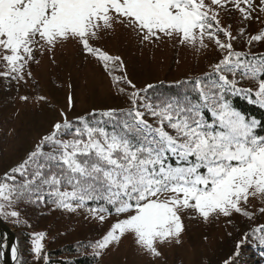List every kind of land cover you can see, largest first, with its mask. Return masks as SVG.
<instances>
[{"label":"snow or ice","instance_id":"1","mask_svg":"<svg viewBox=\"0 0 264 264\" xmlns=\"http://www.w3.org/2000/svg\"><path fill=\"white\" fill-rule=\"evenodd\" d=\"M232 9L243 21L259 20L264 0H0V61L5 69L0 75L5 78L24 80L29 63L39 62L36 51L43 55L70 40L103 62L106 71L117 62L122 68L120 57L90 43L116 24L132 28L143 41L178 39L201 49L207 38L226 52L210 72L178 81L182 91L176 95H142L154 88L150 84L129 93L131 109L90 114L99 120L81 116L73 122L61 112L63 122L55 123L35 150L0 178V219L11 217L19 225L14 206L45 199L68 212L83 208L101 223L113 212L123 216L90 245L95 257L125 235L160 256L157 244L181 242L185 211L204 222L224 217L231 223L234 214L254 219L247 206L250 198L264 202V120L243 113L234 98L264 109V55L233 50L231 26H221L220 18ZM221 33L229 42L221 41ZM262 40L264 31L251 35L248 43ZM237 76L254 82L255 89L238 87ZM121 79L135 89L126 76H113L114 83ZM124 115L130 119L120 120ZM258 212L264 214V207ZM43 235L35 236L31 251L48 264ZM249 238L264 248V224L245 233L235 255ZM10 251L18 264L17 246ZM225 264L235 262L230 257Z\"/></svg>","mask_w":264,"mask_h":264},{"label":"rangeland","instance_id":"2","mask_svg":"<svg viewBox=\"0 0 264 264\" xmlns=\"http://www.w3.org/2000/svg\"><path fill=\"white\" fill-rule=\"evenodd\" d=\"M255 3L258 4L259 0ZM220 18L221 26H231L230 31L235 37L231 40L234 51L264 54V40L248 43L251 35L264 31V14H260L259 20L243 21L240 13L232 9L230 13L221 12ZM241 28L244 35L240 34ZM219 38L222 42H229L222 33ZM90 43L112 57H120L123 67L117 62L109 64L106 71L103 62L70 40L43 55L36 51L35 59L39 62L29 63L24 80L0 75V166L12 165L26 151L34 150L32 148H36L52 131L55 123L63 122L61 112L71 120L92 111L121 108L128 102L132 91L158 82L171 83L204 75L226 54L207 38V47L201 49L181 44L178 39L162 38L149 42L143 41L132 28L119 24L101 32L99 38ZM2 64L0 61V72L5 70ZM29 71L30 77L27 75ZM113 76H126L135 89L123 79L114 83ZM237 79L240 81L238 87H256L252 81L244 82L238 76ZM260 207H264V202L250 198L247 210L254 212L255 218L249 220L234 214L231 223L224 217L204 222L196 214L185 211L182 214L184 232L181 242L157 244L160 256H152L135 242L132 235H125L118 244H112L102 252L97 264H225L230 257L235 264H264V248L255 246L251 238L241 245L239 255H235L236 244L244 239L245 233L264 224V214L258 212ZM122 218L113 213L106 215L101 223L88 212L77 210L72 223L66 219L72 230L64 241L89 239L95 243ZM11 229L17 237L15 245L19 255L22 250L18 241L20 235L15 228Z\"/></svg>","mask_w":264,"mask_h":264},{"label":"trees","instance_id":"3","mask_svg":"<svg viewBox=\"0 0 264 264\" xmlns=\"http://www.w3.org/2000/svg\"><path fill=\"white\" fill-rule=\"evenodd\" d=\"M264 55V54H262ZM203 76V75H200ZM231 76V74H230ZM199 77V76H198ZM239 77V76H238ZM195 78V77H186L182 78L179 81ZM240 78V77H239ZM241 79V78H240ZM244 82H250L249 80H242ZM178 82V81H177ZM177 82H158L151 85H154V88L149 89L148 92L142 93V95H147L149 98H155L158 96H171L176 95L182 91V88L177 87ZM243 87V86H240ZM146 88V87H145ZM143 88V89H145ZM245 88V87H244ZM235 106L241 110L243 113H247L250 116H255L258 119L264 120V109H260L255 105H251L247 103L246 99L242 97L234 98ZM132 108V104L130 99L125 104V106L114 109L118 113L122 110H128ZM144 111V109H140ZM102 111H92L83 116H87L90 120L101 119L99 116L92 117L90 114ZM120 120L130 119L127 115L119 117ZM145 119L153 124V126H157L155 120L146 115ZM77 118L71 119L70 121L75 122ZM109 130H111V125H106ZM168 131H172L171 129H166ZM261 134H264V129H261ZM174 134V133H173ZM67 139V137H64ZM35 150V148H32ZM45 151H49L50 149L45 147ZM33 151V150H32ZM30 153L26 151L19 160L9 166H0V178H3L9 170L19 163H21L27 155ZM20 179V177H17ZM89 207L95 206L92 202H89ZM20 213L19 220L21 223L16 225L13 223V218L9 217L4 220L8 226L15 228L16 233L20 235V243L22 246V250L19 253V262L18 264H45L43 259V255L37 259L31 251L32 241L37 234L43 233L42 243L43 253L48 256V264H97L99 257H95L92 252L93 240L89 239H79L76 241H64L67 234L69 233L70 226L66 223V219H68V223H72V216L75 212H68L64 209L57 208L50 200L45 199L43 202L39 203H28V202H20L14 206V209ZM83 212H87L85 209H78ZM114 213V212H113ZM68 225V227H66ZM65 227V228H64ZM5 240V235L0 232V243ZM0 264H3L0 256ZM17 264V261L14 262Z\"/></svg>","mask_w":264,"mask_h":264},{"label":"water","instance_id":"4","mask_svg":"<svg viewBox=\"0 0 264 264\" xmlns=\"http://www.w3.org/2000/svg\"><path fill=\"white\" fill-rule=\"evenodd\" d=\"M0 231L5 234L7 242L5 249L2 251L4 253V255L2 256V263L14 264V260L12 259L10 250L12 245H15L16 236L13 230L8 225H6V223H4L2 219H0Z\"/></svg>","mask_w":264,"mask_h":264},{"label":"bare ground","instance_id":"5","mask_svg":"<svg viewBox=\"0 0 264 264\" xmlns=\"http://www.w3.org/2000/svg\"><path fill=\"white\" fill-rule=\"evenodd\" d=\"M13 259V258H12Z\"/></svg>","mask_w":264,"mask_h":264}]
</instances>
